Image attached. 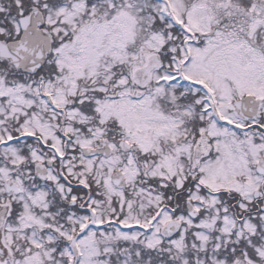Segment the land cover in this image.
Returning a JSON list of instances; mask_svg holds the SVG:
<instances>
[{
	"label": "snow or ice",
	"instance_id": "1",
	"mask_svg": "<svg viewBox=\"0 0 264 264\" xmlns=\"http://www.w3.org/2000/svg\"><path fill=\"white\" fill-rule=\"evenodd\" d=\"M0 264H264V0H0Z\"/></svg>",
	"mask_w": 264,
	"mask_h": 264
}]
</instances>
